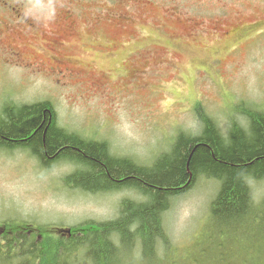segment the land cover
<instances>
[{"label":"rangeland","instance_id":"rangeland-1","mask_svg":"<svg viewBox=\"0 0 264 264\" xmlns=\"http://www.w3.org/2000/svg\"><path fill=\"white\" fill-rule=\"evenodd\" d=\"M7 2L23 3L25 14L39 17L40 29L26 32L0 2V109L6 101L48 100L59 125L105 140L112 154L145 165L169 150L179 131H201L198 102L224 135L232 118L243 122L237 104L264 111V0ZM46 28H63L58 43L42 35ZM8 32L16 38L13 47L5 39ZM12 51L23 52V62L10 59ZM56 57L71 63L74 75ZM30 58L44 63L28 66ZM75 167L62 161L44 169L28 150L0 149V224H42L47 237L65 236L89 220L114 219L124 198H138L134 191L68 187L64 178ZM250 183L254 200L261 202L264 179ZM219 185L199 175L164 213L179 250L175 257L198 255L215 240L208 219ZM205 254L197 263L189 258L179 264L264 263V253L257 251L227 263L216 258L215 249L213 256Z\"/></svg>","mask_w":264,"mask_h":264},{"label":"trees","instance_id":"trees-1","mask_svg":"<svg viewBox=\"0 0 264 264\" xmlns=\"http://www.w3.org/2000/svg\"><path fill=\"white\" fill-rule=\"evenodd\" d=\"M201 105L195 109L201 131H179L170 149L145 165L112 154L105 140L59 125L48 100L6 101L0 109V149L28 150L44 169L62 161L74 164L64 178L68 187L134 191L138 198H124L114 219L89 220L65 236L47 237L42 224L5 221L0 224V264H121L132 254L130 264H179L189 258L197 263L205 252L213 256L214 249L216 258L227 263L264 253V199L254 200L250 183L264 179V111L237 104L234 110L243 122L232 118L224 135ZM199 175L220 184L208 219L215 240L198 255L175 257L179 250L166 231L164 213ZM33 230L38 236L30 235Z\"/></svg>","mask_w":264,"mask_h":264},{"label":"flooded vegetation","instance_id":"flooded-vegetation-1","mask_svg":"<svg viewBox=\"0 0 264 264\" xmlns=\"http://www.w3.org/2000/svg\"><path fill=\"white\" fill-rule=\"evenodd\" d=\"M2 3L5 5V7H7V9H9L11 11V14L18 19L19 25H22L26 32H31L34 29H40L39 17L29 16L28 13L25 14L24 13L25 7L22 5L23 3L12 4V3H9L7 1H4ZM66 13H68V10ZM70 15H71V13H69L67 17L70 18L69 17ZM62 31H63V28L61 30H59L58 33H54L53 31H48L46 28V30L42 31V35L47 37L48 39H50L52 44L54 45L55 43H58V39L60 40V38L63 34ZM9 35H10V33L8 32L5 35V39H7V44H10L13 47V43L15 42L16 38L15 37L8 38ZM8 55H10V59L23 62L24 53L21 51H12ZM54 59H55L54 60L55 63H57L59 66L64 67L65 71L69 72V74L71 73L74 75V69L75 68L73 66H71L72 65L71 63L65 62L62 58L56 57ZM43 63H44L43 61H40L39 63L34 62L33 59L30 58V59H28V63H26V64L28 66L38 65L40 67ZM60 71L63 72L64 70L60 69ZM65 76H68V75H65Z\"/></svg>","mask_w":264,"mask_h":264},{"label":"bare ground","instance_id":"bare-ground-1","mask_svg":"<svg viewBox=\"0 0 264 264\" xmlns=\"http://www.w3.org/2000/svg\"><path fill=\"white\" fill-rule=\"evenodd\" d=\"M28 19V18H27ZM250 209V208H249ZM255 217V216H254ZM253 223V222H252Z\"/></svg>","mask_w":264,"mask_h":264}]
</instances>
